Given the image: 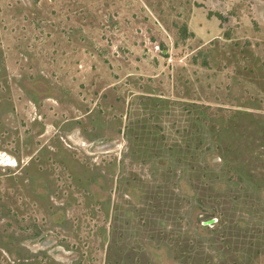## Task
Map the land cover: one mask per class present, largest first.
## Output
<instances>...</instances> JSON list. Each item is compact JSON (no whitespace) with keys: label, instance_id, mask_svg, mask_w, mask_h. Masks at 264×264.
Here are the masks:
<instances>
[{"label":"rangeland","instance_id":"obj_1","mask_svg":"<svg viewBox=\"0 0 264 264\" xmlns=\"http://www.w3.org/2000/svg\"><path fill=\"white\" fill-rule=\"evenodd\" d=\"M0 153V264H264V0H0Z\"/></svg>","mask_w":264,"mask_h":264},{"label":"bare ground","instance_id":"obj_2","mask_svg":"<svg viewBox=\"0 0 264 264\" xmlns=\"http://www.w3.org/2000/svg\"><path fill=\"white\" fill-rule=\"evenodd\" d=\"M0 154H1V153H0ZM1 159H8V157H5L4 155L1 154V155H0V160H1Z\"/></svg>","mask_w":264,"mask_h":264},{"label":"water","instance_id":"obj_3","mask_svg":"<svg viewBox=\"0 0 264 264\" xmlns=\"http://www.w3.org/2000/svg\"><path fill=\"white\" fill-rule=\"evenodd\" d=\"M0 155H1V154H0ZM211 220H212V219H211ZM211 220H210V221H211Z\"/></svg>","mask_w":264,"mask_h":264}]
</instances>
